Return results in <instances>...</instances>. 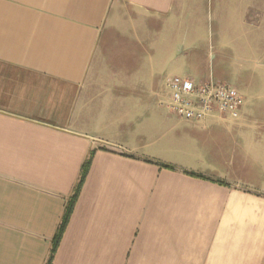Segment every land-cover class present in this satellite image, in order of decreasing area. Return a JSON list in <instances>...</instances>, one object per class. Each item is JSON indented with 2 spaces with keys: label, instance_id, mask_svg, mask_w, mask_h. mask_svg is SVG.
I'll list each match as a JSON object with an SVG mask.
<instances>
[{
  "label": "crops",
  "instance_id": "crops-1",
  "mask_svg": "<svg viewBox=\"0 0 264 264\" xmlns=\"http://www.w3.org/2000/svg\"><path fill=\"white\" fill-rule=\"evenodd\" d=\"M173 75L240 118L170 115ZM89 158L52 264H264V0H0V264H47Z\"/></svg>",
  "mask_w": 264,
  "mask_h": 264
},
{
  "label": "built area",
  "instance_id": "built-area-1",
  "mask_svg": "<svg viewBox=\"0 0 264 264\" xmlns=\"http://www.w3.org/2000/svg\"><path fill=\"white\" fill-rule=\"evenodd\" d=\"M160 105L180 120L202 123L208 119L238 120L245 97L227 81L210 78L197 82L188 76H167Z\"/></svg>",
  "mask_w": 264,
  "mask_h": 264
},
{
  "label": "trees",
  "instance_id": "trees-1",
  "mask_svg": "<svg viewBox=\"0 0 264 264\" xmlns=\"http://www.w3.org/2000/svg\"><path fill=\"white\" fill-rule=\"evenodd\" d=\"M149 162L156 163L161 168H165V169H169V170H173V171L176 170V168L174 166L168 165V164H165V163H162V162H153V161H149ZM90 165H91V158H89L83 165L81 178H80L79 184L77 185L76 192H75L74 196L72 197V199L70 200V202L68 203L66 211H65V214H64L63 219L61 221V224H60V226H59V228H58V230H57V232H56V234H55V236H54V238L52 240V247H51L50 257H49V260H48L47 264H52L53 263L54 256H55V254L57 252V249L59 247V244L61 242L63 234H64V232H65V230L67 228V225L69 223V220H70V217L72 215L76 200H77V198L79 196L80 190H81V188L83 186V183H84V181L86 179V176L88 174ZM184 172H185V174L193 176V177L207 179L205 176H203L201 174H197L195 172H190V171H184Z\"/></svg>",
  "mask_w": 264,
  "mask_h": 264
},
{
  "label": "rangeland",
  "instance_id": "rangeland-1",
  "mask_svg": "<svg viewBox=\"0 0 264 264\" xmlns=\"http://www.w3.org/2000/svg\"><path fill=\"white\" fill-rule=\"evenodd\" d=\"M228 83L232 84L231 82ZM169 129L170 128L168 126H163L161 128V131H159L156 136L144 138V141L142 143L143 147L146 148L147 151H155L156 154H159L164 158L176 157L175 148H173V146H170L169 144L164 143L165 139L167 138L166 136H168Z\"/></svg>",
  "mask_w": 264,
  "mask_h": 264
}]
</instances>
